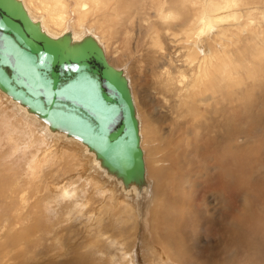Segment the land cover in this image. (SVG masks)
I'll list each match as a JSON object with an SVG mask.
<instances>
[{
	"label": "rangeland",
	"instance_id": "rangeland-1",
	"mask_svg": "<svg viewBox=\"0 0 264 264\" xmlns=\"http://www.w3.org/2000/svg\"><path fill=\"white\" fill-rule=\"evenodd\" d=\"M26 1L34 10L42 7L43 0ZM83 1L66 0L76 34L97 33L108 59L131 79L152 199L139 209L117 199L113 186L102 191L82 151L71 146L58 152L37 124L0 96V224L3 218L9 228L12 222L16 228L31 222L42 235L25 236L29 241L11 251L9 264H264V0H236L239 8L225 9L222 14L242 15L235 24L217 27L210 13V36L201 45L207 56L218 55L219 63L196 97L178 108L165 100L171 94L159 84L160 55L168 50H154L153 40L199 27L212 1L103 0L107 4L100 9L92 2L80 29ZM224 1L213 0L220 9ZM163 11L171 17L170 31L157 17ZM196 44L187 40L177 48L194 51ZM119 50L123 58L117 57ZM208 96L212 100L200 102ZM66 181L79 190L75 197L60 194Z\"/></svg>",
	"mask_w": 264,
	"mask_h": 264
},
{
	"label": "water",
	"instance_id": "water-1",
	"mask_svg": "<svg viewBox=\"0 0 264 264\" xmlns=\"http://www.w3.org/2000/svg\"><path fill=\"white\" fill-rule=\"evenodd\" d=\"M0 90L96 153L125 186L145 181L129 82L92 37L53 38L22 2L0 0ZM126 157V165L121 164Z\"/></svg>",
	"mask_w": 264,
	"mask_h": 264
},
{
	"label": "bare ground",
	"instance_id": "bare-ground-1",
	"mask_svg": "<svg viewBox=\"0 0 264 264\" xmlns=\"http://www.w3.org/2000/svg\"><path fill=\"white\" fill-rule=\"evenodd\" d=\"M20 2L23 3L26 11L28 12L29 16L31 17V19L36 22L39 23L43 29V31L45 33H47L48 35H50L53 38H59L63 35L66 34H70L73 41L74 42H80L82 40H84L87 37H92L93 39H95L98 44L103 48L104 52H105V46L102 45V43L99 41V38L96 36V34H94L92 31L90 30H86V18L89 14V10H90V5L93 2V4L99 8V5H105L107 4L106 1H104V3L102 2L103 0H84L83 2L79 3L81 5V8L83 9V13H82V18H80L78 20V26H80V29H85V33L81 34V35H77L76 32V23L75 25L71 23V20L69 18V14H68V10H67V3L66 0H43L42 1V7H40L38 10H34L35 8H33L30 4L26 3V0H18ZM211 7L212 9L209 11V13H207L208 15L206 16V18L203 19L201 25H199V27L195 28H186V30H182L181 31H177V34H172L171 32H166L165 35L163 36L164 38L162 40L166 41V45L165 43H163V41H156L153 40V44L152 47L155 48L154 50H168V53L166 52V54H162L160 55V62H161V72H160V76H161V82L159 83L160 86L166 91H168L169 94H171L170 96H164L165 100L171 104L174 108H178L176 105H180L181 102H183L185 105L188 101V98H192L196 97L197 93L200 89L204 88V86H206V82H208L209 80V75L213 73L214 68L212 67V65L214 63H219L218 60V55L215 57H209L206 55V52L203 51V49L205 48V44L204 46L201 45V42L204 40H206L209 36H210V27L211 25L210 23V17L211 14H214L213 17V21L216 23L217 27H220L223 24H228V23H239L242 15H240V13H238V11L236 12L237 14L233 13V14H222L225 12V9L230 8L231 10H235L237 8H239V2H237L236 0H226L223 3V9H220L217 7V3L213 2V0H211ZM168 3V2H167ZM168 8V7H167ZM100 9V8H99ZM206 8H204L205 10ZM46 11L47 16L44 13H41L40 11ZM167 10V9H166ZM101 11V10H99ZM173 12V10H172ZM179 12V11H178ZM205 12V11H204ZM217 12V13H215ZM163 12L158 13L157 17L160 19L161 21V26L162 28L166 31H170L171 28L168 24V22L170 21V16H163ZM174 15H176V13H173ZM189 15L191 13H188ZM205 14V13H204ZM81 16V15H79ZM187 16V15H186ZM195 17V15L193 16ZM199 17V15H198ZM187 18V17H186ZM180 19V18H179ZM243 19V18H242ZM74 21V20H73ZM190 21V20H188ZM237 21V22H236ZM179 22V21H178ZM174 22H170L171 26ZM181 23V22H179ZM186 23H188L186 21ZM182 24V23H181ZM185 24V23H183ZM182 24V25H183ZM225 24V25H226ZM181 25V26H182ZM242 24H239V26H241ZM179 25H175V27H178ZM91 27V26H90ZM149 27V26H148ZM154 27V26H153ZM187 27V26H186ZM55 29H65L64 32H59V31H55ZM185 28V26H184ZM88 29H91L88 27ZM180 29V28H179ZM174 30V28H173ZM143 31V30H142ZM95 32V31H94ZM225 32V31H223ZM98 35V34H97ZM101 37V36H100ZM182 37L181 40H178V38ZM101 39V38H100ZM102 40V39H101ZM146 40V39H145ZM187 40H192L195 41L196 47L194 48V51L189 50L187 47V49L189 51L186 50V48L183 46V48L179 47L177 48V44L187 41ZM227 41V40H226ZM152 42V41H151ZM140 43V42H139ZM147 43V40H146ZM145 43V44H146ZM191 44V43H190ZM147 45V44H146ZM208 45V44H207ZM221 45V44H220ZM151 46V45H150ZM186 46V45H185ZM147 47V46H146ZM220 47V46H219ZM190 48V47H189ZM192 49V47H191ZM198 49V50H197ZM153 50V49H152ZM200 50L203 51L204 55L202 56L200 54ZM120 51L123 50H119V54L117 55L118 58H123V54ZM212 51V50H211ZM149 52V51H148ZM152 52V51H151ZM150 53V52H149ZM160 53V52H159ZM152 54V53H151ZM161 54V53H160ZM223 53H221L220 55H222ZM226 54V53H225ZM106 55V52H105ZM130 55V54H129ZM157 55V53H156ZM133 56V53H132ZM107 57V55H106ZM111 57V56H110ZM147 57V56H146ZM155 57V56H154ZM153 57V58H154ZM159 57V56H158ZM156 58V57H155ZM108 62L110 63V65H112L113 67H115L118 70H121L125 77L127 78L128 82H129V86L132 92V97L134 100V105H135V109H136V115L139 121V125H140V135H141V146L144 152V159H145V165H146V176H145V181L142 184H131L128 186H125L123 181L118 178L116 176V174H112L110 173L105 167H103L102 161L100 159L97 158L96 153L91 151L85 144L82 143V141L76 137L70 136L68 135L67 132L65 131H60V130H53L50 127V124L47 121H44L42 119L39 118L38 115L34 114L33 112H31L28 107L22 105L20 102L15 101L12 97H10L9 95H7L6 93L2 92L0 90V96L5 100V102H7L9 105H12L17 111L18 113L25 117L26 119H29L30 122L32 121L33 123L37 124L39 130L41 131V133H43V131L45 132L46 136L48 137L47 140L52 141V143L59 149L58 152L60 150H63L64 148H70L71 146H74L73 148H78L77 150H80V152H83V156L84 158L87 157V159H89L93 166L94 169L96 170V175L93 178H96L97 175V180L99 179L100 181V187L102 189V191H107L109 190L110 187L113 186V192L114 194L116 192L117 193V197L114 195V197L121 198V200L123 199L125 202L131 203L133 205H137V208L141 209L144 208L145 205H147L148 201L150 199H152V190H153V185L152 182L150 181L149 177H148V167H147V162H146V151L144 150V147L142 145V125H141V121H140V116L138 115V109H137V102L135 100L134 97V93L132 91V87H131V83L129 79V75L126 73V71L124 70V67H117L119 64L116 62L115 64H118L117 66L114 65L113 62L114 59H108ZM122 60V59H121ZM136 61V59H135ZM155 64L157 65V63L155 62ZM154 64V65H155ZM136 65V64H135ZM142 65V64H141ZM153 65V64H152ZM155 65V66H156ZM159 66V68H160ZM220 66V65H219ZM126 67V66H125ZM156 68V67H155ZM154 68V69H155ZM156 73H157V69ZM153 70V71H155ZM162 74V75H161ZM141 75V74H140ZM159 81V80H158ZM137 83V82H136ZM183 83V86L181 85ZM159 87V88H161ZM160 92V91H159ZM162 93V92H161ZM196 94V95H195ZM148 97V96H147ZM197 100V99H196ZM212 100L211 96H208L207 99H201L200 102H207ZM4 102V103H5ZM198 104V103H197ZM169 105V106H171ZM176 106V107H175ZM182 108V105H181ZM180 109V108H179ZM5 110V109H4ZM13 110V109H12ZM140 112V111H139ZM179 115V114H178ZM20 117V116H19ZM24 118V119H25ZM27 121V120H26ZM178 121V120H177ZM19 122V121H18ZM31 122V123H32ZM21 123V122H20ZM25 124V123H24ZM23 124V125H24ZM33 125V124H32ZM25 128V125L23 126ZM27 127V126H26ZM29 127V126H28ZM27 127V128H28ZM33 128V127H32ZM32 131V130H31ZM27 132H29L27 130ZM37 133V132H36ZM40 133V134H41ZM28 135V134H26ZM45 138V137H44ZM38 143V142H37ZM44 143V142H43ZM47 143V142H46ZM49 143V142H48ZM41 144V143H40ZM46 144H44L45 146ZM53 145V146H54ZM43 146V145H42ZM49 146V145H48ZM52 146V145H51ZM49 146V147H51ZM76 146V147H75ZM26 147V146H25ZM47 147V146H45ZM48 147V148H49ZM54 147H52L53 149ZM72 148V149H73ZM67 150H71V149H67ZM46 151V149H45ZM72 151V150H71ZM57 152V150H56ZM57 152V153H58ZM73 152H75L73 150ZM72 152V154H73ZM77 152V151H76ZM64 154V153H63ZM62 154V155H63ZM80 154V153H79ZM50 155V154H49ZM58 155V154H57ZM68 155V153H67ZM76 155V154H75ZM74 155V156H75ZM53 156V155H51ZM50 156V157H51ZM71 156V154L69 155ZM73 156V157H74ZM80 156V155H78ZM86 156V157H85ZM54 157V156H53ZM52 157V158H53ZM76 157V156H75ZM74 157V158H75ZM69 158V157H67ZM72 158V157H71ZM57 159V158H56ZM70 159V158H69ZM83 159V158H82ZM81 160V159H80ZM84 160V159H83ZM53 161V159H52ZM64 161V160H63ZM66 161V159H65ZM67 161H70L67 159ZM85 161V160H84ZM83 161V162H84ZM88 161V160H87ZM36 162V161H35ZM56 162V161H55ZM59 162V161H58ZM34 163V162H33ZM72 163V162H71ZM65 164V163H64ZM67 164V163H66ZM74 165V164H73ZM83 165V163H82ZM86 165V164H85ZM62 166V165H61ZM67 166V165H66ZM64 167V165H63ZM84 167V166H83ZM82 167V168H83ZM88 168V167H87ZM68 169V168H67ZM87 170V169H86ZM86 173V172H85ZM84 173V174H85ZM92 173V172H91ZM80 174V173H79ZM95 174V173H94ZM75 175V174H74ZM78 175V174H77ZM76 175V176H77ZM91 175V174H88ZM86 176V175H83ZM92 176V175H91ZM81 177V176H80ZM76 178V177H75ZM79 178V177H78ZM77 178V179H78ZM87 177H85L84 179H86ZM92 178V177H91ZM92 178V179H93ZM69 179V177H68ZM67 179V181H68ZM71 179H74V177ZM80 179V178H79ZM89 180V178L87 179ZM96 180V181H97ZM65 181V180H64ZM62 181V182H64ZM67 181L63 184H61L59 186V191L60 194H62L63 196H65V198H69V197H75L77 192V189H73L72 186H68ZM70 181V180H69ZM75 181V180H74ZM74 181L70 182L73 183ZM82 180L78 181L81 182ZM95 181V180H93ZM57 182V181H56ZM84 182V181H83ZM82 183V182H81ZM74 184V183H73ZM79 184V183H78ZM85 184V183H83ZM91 184V183H89ZM77 185V184H76ZM75 186V185H74ZM79 186V185H78ZM92 186V185H90ZM20 188V187H19ZM41 188V187H40ZM45 188V187H44ZM48 188V187H47ZM78 188V187H77ZM116 188L117 191L114 189ZM112 189V188H111ZM47 192V191H46ZM52 192V191H51ZM57 192V191H56ZM83 192V191H82ZM108 192V191H107ZM53 193V192H52ZM59 193V192H58ZM98 193V192H96ZM82 195L84 193H81ZM107 194V193H106ZM111 194V193H110ZM94 195V194H93ZM102 195V194H101ZM100 195V196H101ZM98 196V195H96ZM82 197V196H81ZM80 197V198H81ZM91 197V195L89 196ZM55 198V197H54ZM79 198V197H78ZM77 198V200H79ZM113 198V197H112ZM116 198H114L113 200H115ZM22 200L23 202L27 203V201L29 200L28 198V193L24 192L22 194ZM61 200V199H60ZM64 200V199H62ZM73 200V199H72ZM75 201V200H74ZM73 201V202H74ZM150 202V201H149ZM58 203V202H57ZM64 204V203H63ZM70 204V203H69ZM24 205V204H23ZM75 205V204H74ZM78 205V203L76 204V206ZM153 205V204H152ZM75 207V206H74ZM73 207V208H74ZM79 207V206H77ZM76 207V208H77ZM147 207V206H146ZM153 208V207H152ZM127 209V208H126ZM149 209V208H148ZM151 209V208H150ZM73 210V209H72ZM71 210V212H72ZM111 210V209H110ZM124 210V209H123ZM128 211V210H127ZM125 212V211H124ZM147 212V211H146ZM141 213V210H140ZM27 213H24V215H26ZM139 214V213H138ZM143 214V213H142ZM147 214V213H146ZM130 215V214H129ZM128 215V216H129ZM12 219L14 217V214L12 213ZM148 216V214H147ZM146 216V217H147ZM16 221H17V216L15 215ZM143 218V217H142ZM119 219V218H118ZM95 220V219H94ZM97 220V219H96ZM141 220V219H140ZM3 222L4 224H0V264H9L11 260V258L14 260V257H10L12 255L11 251L15 250L22 245H24L26 242L29 241V239L25 236L29 235L30 237H34V236H38L40 238H42V235L35 232L34 230H36L38 227L33 228V224L30 222L28 223L25 227L27 228V231L25 232L24 229H26L25 227L23 228H16L17 227V223L16 222H12L11 224H13L12 228H9V226L6 224L7 223V219L3 218ZM111 222V221H110ZM1 223V221H0ZM11 231L13 232H18L21 231V234L23 236H19V233H12L13 237H10ZM156 232V230H155ZM70 234H72L70 232ZM46 235V234H44ZM97 237V236H96ZM120 244V243H119ZM121 246V245H120ZM163 246V245H162ZM74 247V245H73ZM77 248V247H76ZM77 250V249H76ZM113 250V249H112ZM8 252V253H7ZM32 252V251H31ZM29 250V254L31 253ZM175 252V251H174ZM123 253V252H122ZM26 255V254H25ZM175 255V254H174ZM24 257V254L21 255ZM28 256V254L26 255ZM127 256V255H125ZM131 256V255H130ZM19 257V256H18ZM135 257V256H134ZM179 257V256H178ZM27 258V257H26ZM121 258V257H120ZM124 260V259H123ZM122 261V260H121ZM23 262V261H22ZM114 262V261H112ZM189 262V261H188ZM122 263V262H120ZM195 263V262H194ZM193 263V264H194ZM23 264V263H22ZM24 264H26L24 262ZM122 264H126V262H123ZM191 264V263H190Z\"/></svg>",
	"mask_w": 264,
	"mask_h": 264
},
{
	"label": "snow or ice",
	"instance_id": "snow-or-ice-1",
	"mask_svg": "<svg viewBox=\"0 0 264 264\" xmlns=\"http://www.w3.org/2000/svg\"><path fill=\"white\" fill-rule=\"evenodd\" d=\"M126 163H127L126 157H121V164L126 165Z\"/></svg>",
	"mask_w": 264,
	"mask_h": 264
}]
</instances>
